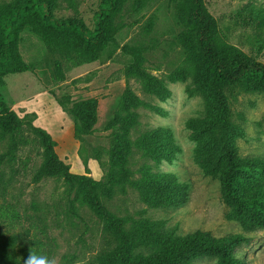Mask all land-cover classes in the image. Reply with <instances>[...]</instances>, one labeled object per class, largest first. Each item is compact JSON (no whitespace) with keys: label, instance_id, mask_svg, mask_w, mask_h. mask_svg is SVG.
<instances>
[{"label":"rangeland","instance_id":"obj_1","mask_svg":"<svg viewBox=\"0 0 264 264\" xmlns=\"http://www.w3.org/2000/svg\"><path fill=\"white\" fill-rule=\"evenodd\" d=\"M75 1L76 6H73L67 0H60L55 16L58 19H82L93 29L94 16L102 0ZM203 2L225 41L264 65V28L255 14V10L264 9V0ZM132 5L133 0L124 7L118 30L108 41L100 59L92 63L61 60L50 55L43 39L26 29L22 33L20 52L30 70L6 76L0 86V98L20 117L26 113L21 102L27 101V108L32 110L30 113H36L40 118L39 125L36 122L34 125L55 131L51 135L68 152L73 174H77L75 169L80 167L79 161L84 166L79 156L81 147L84 158L100 159L104 165L101 168L98 164L102 172L100 179L91 174L87 176L103 181L120 132V126L114 125L113 120L123 95L132 91L153 108L146 105L138 108L140 125L130 133L131 139L135 142L147 131L165 128L172 131L179 150L174 158L157 162L143 157L134 147L131 182L139 180L146 168L156 174H172L178 182L189 186L188 200L177 209H147L139 194L128 187L127 195L114 196L106 206L119 216L134 218L147 209L148 219L165 221L167 230H175L180 235L196 231L210 232L216 238L242 234L241 224L227 219L230 207L223 200L221 181L204 173L199 160V143L193 139L187 125L190 120L206 117L204 100L200 95H189V90L194 88L192 80L171 79L185 59L178 42L184 29L177 18L178 15L187 16L190 6L183 0L177 4L169 0H148L145 8L134 12ZM156 80L162 81L169 92L164 99L145 91L146 85ZM41 93L54 94L63 100L69 98L70 101H65L69 107L74 102L95 99L98 122L94 132L85 136L82 144L75 139L74 133L72 137L68 136L66 130L70 124L74 128L72 118L53 96L66 117L45 100H33ZM232 114L233 122L245 132L243 138L236 140L239 156L264 159V93H240L232 100ZM72 139L78 144L77 152L71 144ZM3 150L0 146V154ZM18 155V176L6 198L7 203L0 199V207L11 204L19 216H0V231L6 237L23 236L20 245L23 264L30 250L37 256L54 257L56 264H94L102 243L104 216L74 201L75 190L65 180L46 179L33 183V174L42 162L41 151L36 145L22 149ZM255 178L264 182V173L259 175L249 165L242 167L235 177L241 188H251L249 184ZM248 236L250 241L235 247L232 253L245 264H264V229ZM191 264H217V259L201 256L192 259Z\"/></svg>","mask_w":264,"mask_h":264},{"label":"trees","instance_id":"obj_2","mask_svg":"<svg viewBox=\"0 0 264 264\" xmlns=\"http://www.w3.org/2000/svg\"><path fill=\"white\" fill-rule=\"evenodd\" d=\"M60 0H0V86L8 75L24 74L30 66L20 52L22 33L31 29L40 36L50 55L61 60L92 63L100 59L112 35L118 30L124 7L131 0H102L90 29L79 18L58 19L54 11ZM76 6L75 0H67ZM177 4L180 0H169ZM190 6L187 16L178 15L184 31L178 38L185 59L171 75L174 81L192 80L194 88L189 95H200L205 103L206 117L188 122L192 137L199 143V160L206 175L218 178L222 185L223 200L230 211L228 220L241 224L244 233L216 238L210 232L196 231L180 235L167 230L165 221L146 217L147 209H177L188 200L189 186L178 182L172 174H156L146 168L142 177L131 182V161L134 147L145 158L157 162L172 159L179 150L171 130L157 128L147 131L138 141L130 133L140 125L138 108L144 104L132 91H127L120 103L113 124L120 132L110 154V168L103 181L89 178V159H80L85 175L73 174L71 165L57 153V141L45 129L37 127L36 113L20 117L0 98V199L7 196L18 176L19 152L36 145L42 162L34 172L37 184L46 179L65 180L75 190L74 201L104 216L102 243L94 264H191L192 259L215 257L217 264H245L232 251L250 241L249 233L264 229V182L255 178L251 188L236 184L237 172L247 165L258 174L264 173V159H243L238 154L236 140L245 136L244 130L233 122L232 100L240 93H264V65L249 57L223 38L203 0H183ZM148 0H133L132 9L139 12ZM264 28V9L255 10ZM145 91L164 99L169 94L163 82H149ZM63 111L74 123V137L81 144L85 136L94 132L98 122V102L89 99L65 101L52 94ZM70 101V100H69ZM163 113L159 108H154ZM93 159V158H92ZM101 168L100 159H95ZM26 165V161L22 162ZM133 188L146 210L136 218L119 216L106 202L114 196L127 195ZM19 216L13 205L0 207V216ZM22 235L6 237L0 231V264H23Z\"/></svg>","mask_w":264,"mask_h":264},{"label":"crops","instance_id":"obj_3","mask_svg":"<svg viewBox=\"0 0 264 264\" xmlns=\"http://www.w3.org/2000/svg\"><path fill=\"white\" fill-rule=\"evenodd\" d=\"M44 97H45V98H44ZM40 98L43 99V100H45L44 102H45V103H48L50 106L56 107V108L59 110V112H60L64 117H66V116H65V113H64L63 111L60 110L59 105L57 104V102L55 101V99H54L52 96H50V94H48V93H41V94H38L37 96H35V98H34L33 100H39ZM26 102H27V101H26ZM26 102H21V103H22L21 105H22V106L24 105L23 108L26 110V113H30V112H32V110L29 109V107L27 108V103H26ZM35 122H36L37 125H39V123H40V118H38ZM42 127L46 128V129L48 130V132H50V134H51V133H52V134H55V131H54V130H51V131H50L46 126H42ZM66 131H68V136L70 135V137H72V136H73V133H74L73 124H72V125L70 124L69 129H67ZM54 137H55V136H54ZM55 138H56V137H55ZM56 141H57V143H58V146H57V153H58V155L60 156V158H61L62 160H65L66 163H69V164H70V159H69V157H68V152H67L66 150L63 149V146L60 144V142H59L58 139H57ZM71 144H72V146H74V150H76V152H77V148H78V144H77V142H76V141H73V139H72ZM78 163H79V166H80V167L77 166L76 169L74 168L75 171H76V173H77V174H80L81 172H85V167L82 166V164H81L80 161H79ZM70 165H71V164H70ZM88 166H89V169H90V171H91V175H92L95 179H100L102 172H101V170H100V168H99V166H98L97 161L94 160V159H89V161H88ZM71 167H72V166H71Z\"/></svg>","mask_w":264,"mask_h":264},{"label":"clouds","instance_id":"obj_4","mask_svg":"<svg viewBox=\"0 0 264 264\" xmlns=\"http://www.w3.org/2000/svg\"><path fill=\"white\" fill-rule=\"evenodd\" d=\"M24 264H56L55 258H49L47 256H37L30 250V253L27 259L24 261Z\"/></svg>","mask_w":264,"mask_h":264}]
</instances>
